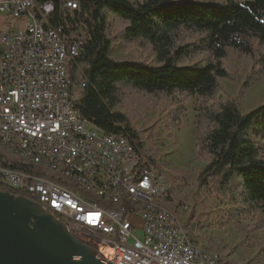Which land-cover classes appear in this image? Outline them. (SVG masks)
I'll return each instance as SVG.
<instances>
[{"label": "trees", "instance_id": "trees-1", "mask_svg": "<svg viewBox=\"0 0 264 264\" xmlns=\"http://www.w3.org/2000/svg\"><path fill=\"white\" fill-rule=\"evenodd\" d=\"M81 1L79 18H86L83 29L91 37L85 54L69 63L72 82H85L79 111L105 132L125 136L142 163L155 166L156 125L144 136L118 103L128 91L149 95L163 107L169 127L181 123L184 101L197 94L195 143L207 163L194 179L230 201L222 223L229 219L253 241L261 230L264 245V102L244 112L239 106L240 96L264 80V0ZM111 15L121 24V39L151 50V60L113 56L118 36L108 31ZM232 49L253 64L237 94L221 99L220 80L233 79L224 63ZM0 154L2 166L35 168L1 147Z\"/></svg>", "mask_w": 264, "mask_h": 264}, {"label": "built area", "instance_id": "built-area-1", "mask_svg": "<svg viewBox=\"0 0 264 264\" xmlns=\"http://www.w3.org/2000/svg\"><path fill=\"white\" fill-rule=\"evenodd\" d=\"M81 0H0V139L40 157L63 162L104 190L142 192L131 185L141 176L149 190L163 192L170 185L156 166L142 163L137 151L128 156L127 138L92 126L77 103L85 82L74 84L69 71L73 57L85 54L90 30L79 18ZM15 20V23H11ZM116 153H127L122 165H111ZM0 185L27 196L61 222L78 239L90 241L97 256L111 264H215L197 253L185 227L173 226L174 216L149 221L130 210L125 215L102 212L79 192L46 181L14 177L0 168ZM189 217L191 208L184 206ZM193 219L186 220V227Z\"/></svg>", "mask_w": 264, "mask_h": 264}, {"label": "rangeland", "instance_id": "rangeland-1", "mask_svg": "<svg viewBox=\"0 0 264 264\" xmlns=\"http://www.w3.org/2000/svg\"><path fill=\"white\" fill-rule=\"evenodd\" d=\"M10 22L15 23V20ZM120 29L121 24L111 15L108 31L118 36L113 46V56L119 59L151 60V50L125 43L118 33ZM224 63L233 75V79L220 80L223 88L217 97L221 99L237 94L239 86L244 83L252 67L253 60L232 49L231 56L225 59ZM184 102L186 111L181 117V123L175 125L170 122L169 127L165 122L163 107H160L158 101L149 95L128 91L117 108L129 115L135 128L144 136L150 133L154 124L156 125V135L152 141L153 154L157 159L155 166L166 175L172 196V199L171 197L167 199L166 204L174 210L178 209L183 201L190 206L192 211L189 217L193 214L198 242L204 247L217 251L224 262L229 260L235 264H264V245L259 241L261 230L253 232L256 238V241H253L243 236L229 219L226 223H222V212L230 206V201L215 194L209 186L199 187L194 179L195 174L207 163L205 155L198 156L195 143L198 122L196 106L199 103V96L191 95ZM262 102H264V80L258 81L240 96L239 106L244 112ZM242 222L250 223V218H244Z\"/></svg>", "mask_w": 264, "mask_h": 264}, {"label": "bare ground", "instance_id": "bare-ground-1", "mask_svg": "<svg viewBox=\"0 0 264 264\" xmlns=\"http://www.w3.org/2000/svg\"><path fill=\"white\" fill-rule=\"evenodd\" d=\"M56 1V0H53ZM60 1V0H58ZM1 75V63H0ZM92 126H97L91 120ZM103 132H105L103 130ZM108 133V132H105ZM116 136H123L122 134H114ZM0 147L6 149L10 155L17 157L22 163L33 164L34 169L24 170L20 168H9L0 165V168L11 171L12 176L23 178L26 180L46 181V183H55L64 186L67 191H76L84 195V199L92 202V206L99 208L102 212H110L116 215H125L126 210L135 213H140L141 216L148 217L149 221H160L163 216H174L173 226L185 227V236L188 237L189 242L197 249V253H204V255L211 256L212 262L215 264H226L222 256L212 249L204 247L199 243L195 236L196 226L186 227V215L182 211H175L169 207L163 199V192L156 190H149V185L143 181L141 176L131 177V185L135 189L142 192V197L139 198L138 192H126L125 199H118V192H111L100 188L96 185L94 180L89 179L85 175L78 174L77 170L63 162L52 161L51 159L40 157V152L21 150L18 144L12 142H5L0 139ZM128 156H135V149L127 140ZM127 160V153H116L115 157L111 158V165H122ZM162 178L169 184L168 179L164 173ZM170 185V184H169ZM1 190L2 185H0ZM186 208L190 206L184 203ZM178 209H182V204ZM61 221V216H57ZM200 241V240H199ZM90 245V241H83Z\"/></svg>", "mask_w": 264, "mask_h": 264}, {"label": "water", "instance_id": "water-1", "mask_svg": "<svg viewBox=\"0 0 264 264\" xmlns=\"http://www.w3.org/2000/svg\"><path fill=\"white\" fill-rule=\"evenodd\" d=\"M0 264H111L27 196L0 189Z\"/></svg>", "mask_w": 264, "mask_h": 264}, {"label": "crops", "instance_id": "crops-1", "mask_svg": "<svg viewBox=\"0 0 264 264\" xmlns=\"http://www.w3.org/2000/svg\"><path fill=\"white\" fill-rule=\"evenodd\" d=\"M240 1H245V0H240Z\"/></svg>", "mask_w": 264, "mask_h": 264}]
</instances>
